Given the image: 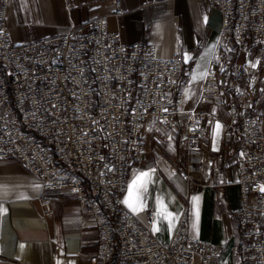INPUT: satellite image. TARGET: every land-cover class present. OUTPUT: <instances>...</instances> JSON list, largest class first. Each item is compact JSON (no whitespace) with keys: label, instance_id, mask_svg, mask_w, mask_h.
<instances>
[{"label":"built area","instance_id":"2783aa9c","mask_svg":"<svg viewBox=\"0 0 264 264\" xmlns=\"http://www.w3.org/2000/svg\"><path fill=\"white\" fill-rule=\"evenodd\" d=\"M222 12L217 59L237 51L256 53L264 69V0H211ZM10 0H0V159H16L41 178L44 189L75 195L82 215L101 231L94 264H212L221 249L189 234L185 206L168 243L141 224L123 201L129 162L141 165L144 128L153 117L164 138L181 114L189 171H200L207 135V110L188 109L192 70L176 53L163 58L150 42L125 43L108 27L107 16L28 44L11 42ZM123 14L122 1L114 0ZM217 63V62H216ZM226 68L247 72L230 61ZM184 70V71H183ZM210 69L199 103L226 104L224 138L237 146L241 205L236 255L239 264H264V130L248 105L246 89L218 83ZM47 213L51 204L43 200Z\"/></svg>","mask_w":264,"mask_h":264},{"label":"crops","instance_id":"0c3cea01","mask_svg":"<svg viewBox=\"0 0 264 264\" xmlns=\"http://www.w3.org/2000/svg\"><path fill=\"white\" fill-rule=\"evenodd\" d=\"M121 1L123 14L116 16L114 0H10L11 42L28 44L107 16L109 29L119 31L125 43L150 42L163 58L182 54L183 69L192 70L184 110H207L218 117L205 120L208 129L199 153L200 171H189L186 116L181 114L164 138L159 137L153 119L151 127L144 128L142 164L129 162L127 166L123 201L130 199L133 181L148 173L143 187L134 190L131 198L135 203L138 197L142 208L133 211L124 203L141 224L168 243L187 206L189 234L221 249L212 264H239L237 146L224 138L225 102L200 104L199 96L207 72L215 70L222 89L239 86L250 92L248 105L264 130V69L258 67L253 50L248 55L231 51L217 59L222 12L211 0ZM230 61L247 65V72L227 69ZM43 200L50 201L52 213L46 212ZM100 236L94 217L80 213L75 195L63 189L46 190L43 180L18 160L0 159V264H94ZM197 264H202L201 256Z\"/></svg>","mask_w":264,"mask_h":264},{"label":"snow or ice","instance_id":"6c2138e0","mask_svg":"<svg viewBox=\"0 0 264 264\" xmlns=\"http://www.w3.org/2000/svg\"><path fill=\"white\" fill-rule=\"evenodd\" d=\"M219 128V125H217ZM148 173H141L140 176L137 177L136 180L133 181V184L130 186L129 189V197L130 199L125 200L124 203L127 204L133 211H138L142 208V205H139L138 197L136 198V202H131V198L133 197L134 190H137L141 187H143L144 177H147ZM195 199V198H194ZM171 214H167V216H170ZM167 216L165 218H167ZM158 230V229H157Z\"/></svg>","mask_w":264,"mask_h":264},{"label":"rangeland","instance_id":"374dc122","mask_svg":"<svg viewBox=\"0 0 264 264\" xmlns=\"http://www.w3.org/2000/svg\"><path fill=\"white\" fill-rule=\"evenodd\" d=\"M153 119H154V118L151 117V118L148 120V122L146 123L145 126H149V127H151V122H152Z\"/></svg>","mask_w":264,"mask_h":264}]
</instances>
